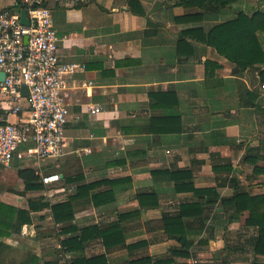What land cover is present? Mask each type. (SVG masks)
I'll return each mask as SVG.
<instances>
[{"label":"crops","instance_id":"obj_1","mask_svg":"<svg viewBox=\"0 0 264 264\" xmlns=\"http://www.w3.org/2000/svg\"><path fill=\"white\" fill-rule=\"evenodd\" d=\"M179 2L50 3L59 57L83 69L72 74L63 92L69 108L65 154L55 161L14 158L0 165L1 203L28 210L38 198L48 204L30 210L29 223L0 238L8 245L4 264H17L14 260L25 254L37 256V264H63L59 251L71 262L75 253L62 239L72 232L61 231L65 224L53 221L50 208L82 184L91 188L71 200V223L77 229L138 210L121 227L125 244L133 245L108 250L107 264L141 257H171L169 264H250V254L264 261V255L254 254L256 227L245 224L247 211L226 221L219 204L206 205L203 229L189 234L187 246L169 238L160 225L163 213L195 197L192 191L174 190L175 180L154 177L152 170H188L194 186L214 187L220 196L233 193L230 178L252 194L264 192V84L259 75L264 64L240 67L205 39L212 25L238 11L251 15L264 8V0H235L224 7ZM21 9L19 0H0V10ZM256 34L264 47V31ZM93 106L98 110L91 112ZM0 116L17 119L2 110ZM22 168L37 175L43 169L57 172L60 180L27 189L18 175ZM102 190L111 192L106 194L110 199L95 205L89 193ZM143 192H156L157 204L141 206L137 196ZM78 252L90 256L105 247L93 239Z\"/></svg>","mask_w":264,"mask_h":264},{"label":"trees","instance_id":"obj_2","mask_svg":"<svg viewBox=\"0 0 264 264\" xmlns=\"http://www.w3.org/2000/svg\"><path fill=\"white\" fill-rule=\"evenodd\" d=\"M235 0H180L179 3L185 7L194 5L204 7L214 5L224 7ZM257 30L264 31V9H256L251 15L238 11L233 17L225 19L212 25L205 36L206 41L212 45L217 52L228 58L240 67H253L264 64V47L256 34ZM260 81L264 84V68H259ZM152 176L163 175L167 179L175 180L176 191H192L195 199L179 204L175 212L163 213L161 216V227L169 238H174L182 245H188L190 233L199 234L204 226L206 217V205L219 204V208L226 215V221L238 219L243 211H247L245 224L256 227V234L252 239V246L255 255H264V192L252 194L238 186L234 178L233 193L230 196H220L214 187H196L191 182L190 173L185 169L174 171L152 170ZM18 175L24 181L25 188L38 189L42 187L39 176L30 168L18 170ZM124 179L115 180L113 183H120ZM67 200L56 202L51 205V214L55 223H62V232H72V235L62 239V245L75 256L70 264H107L106 252L111 248L124 245L130 247L133 244H125V236L121 230L122 221L133 218L138 214V210L119 213L117 220L99 225L91 224L77 229L71 223L73 218V207L71 200L82 197L91 188V184H82L75 187ZM110 191L102 190L90 192L89 196L95 205L109 200L106 194ZM111 193V192H110ZM88 194V193H87ZM141 206L156 205V192H143L138 196ZM33 200L30 202V210H35L47 206V202ZM30 210L16 208L0 202V238L10 234L12 231H19L24 223L31 221ZM98 239L105 247V252L90 256H85L79 250L88 240ZM8 245L0 240V264H4L6 259L3 252ZM3 253V254H2ZM17 264H37L38 257L25 254ZM171 257H141L129 261V264H169ZM8 264H11L9 261ZM250 264H264V261L254 259Z\"/></svg>","mask_w":264,"mask_h":264},{"label":"built area","instance_id":"obj_3","mask_svg":"<svg viewBox=\"0 0 264 264\" xmlns=\"http://www.w3.org/2000/svg\"><path fill=\"white\" fill-rule=\"evenodd\" d=\"M53 2L76 6L89 0H19L28 24L20 22L19 11L0 10V110L17 115L15 121L0 116L2 166L14 158L40 163L65 154L69 108L63 92L68 79L83 66L59 57ZM21 86L26 87V95ZM38 176L46 188L60 180L59 173L45 169ZM58 255L63 264H70V256L62 251Z\"/></svg>","mask_w":264,"mask_h":264},{"label":"water","instance_id":"obj_4","mask_svg":"<svg viewBox=\"0 0 264 264\" xmlns=\"http://www.w3.org/2000/svg\"><path fill=\"white\" fill-rule=\"evenodd\" d=\"M20 22L22 24H28V19L25 15V10L24 9H21L20 11ZM25 42H27V37H25ZM3 78V73L1 72L0 73V79ZM21 93L22 95H26V87L25 86H21Z\"/></svg>","mask_w":264,"mask_h":264},{"label":"rangeland","instance_id":"obj_5","mask_svg":"<svg viewBox=\"0 0 264 264\" xmlns=\"http://www.w3.org/2000/svg\"><path fill=\"white\" fill-rule=\"evenodd\" d=\"M264 9V8H263ZM52 185V184H51ZM50 185V186H51ZM229 252H230V250H229ZM248 261L247 262H251L252 260H254V257L253 256H251V254H250V256H248V259H247ZM242 261V260H241Z\"/></svg>","mask_w":264,"mask_h":264}]
</instances>
